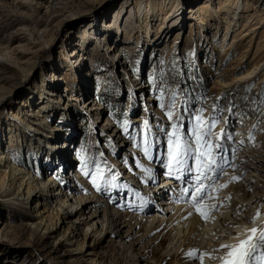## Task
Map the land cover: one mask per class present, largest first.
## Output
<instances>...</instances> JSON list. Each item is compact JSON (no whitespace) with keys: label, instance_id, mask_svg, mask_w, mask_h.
<instances>
[{"label":"rangeland","instance_id":"374dc122","mask_svg":"<svg viewBox=\"0 0 264 264\" xmlns=\"http://www.w3.org/2000/svg\"><path fill=\"white\" fill-rule=\"evenodd\" d=\"M48 1L0 0V27L3 25L1 19L5 15L4 12H12L13 9L26 6L29 2L37 5L40 12H43ZM112 1V4L111 2L107 4L109 6L107 10L99 11V14L101 13L99 17L91 15L83 18L70 17L69 24L63 29H57L50 41L44 45L51 56L45 60V72L55 78V83L57 80V99L61 98L63 105L68 104L74 118V123H71L68 129L59 132L63 147H69L67 158L58 168L62 176L69 177L71 183L79 187L78 194L67 193L69 197L67 203L77 202V205L69 207L70 211H77L72 220H76L79 224L81 235L79 238L83 239L86 235L85 247L89 246L90 251L94 248L101 264H163L164 257L167 259L173 257L179 237L174 238L173 225L159 228L157 224L154 227L156 220L152 225H148V229L151 227L150 235L143 236L142 230H145V227L143 228L140 220L136 219L139 210L136 209L135 202L146 189L144 178L149 174L144 171V167L152 163L154 155L156 157V153L152 151L153 160H148L142 150L145 147L141 134L142 122L149 121V127L153 132L152 138L159 131V126H163L170 133L172 131L170 125L176 121L168 120L167 109L159 107V103L167 104L172 92L176 93L174 113L182 114L184 108L188 106L186 101L193 102V109L204 105L205 124L212 123L211 117L214 115L212 106L219 105L223 111L219 113L221 119L212 128L213 142L215 137L221 135V131H217L219 124L217 127L216 125L224 119L227 124H222L221 130L227 129L234 133V141L227 142L233 151L226 154L228 162L224 166V173L214 182L210 183L208 179L201 177L206 195L199 202L193 199L194 189L190 188L187 193L183 192L188 185L183 179L177 178L179 173L173 176L178 181L176 183L165 175L167 169L163 164L157 163L155 158L156 167L161 165V171L159 170L157 173L159 175L156 176L157 182L160 179L159 188L168 184L172 186L171 189L163 192L157 191L154 187L155 198L152 203L155 216L157 215L158 218L163 214L162 221L168 220L172 216L169 211L171 207L191 205L193 208L197 207L199 214L205 212L204 219L212 218L215 225L227 218L230 211L237 207L247 212L251 218L256 216L257 212L264 213V179H262L264 177L254 173L250 184L247 181L250 176L244 175L245 172L241 177H234L231 180L226 171L232 159L249 165L247 171L255 167L253 157L259 158L264 165V79L259 82L264 70L258 76L243 82L234 81L239 75L253 68L256 63L264 62V14L255 12L254 8L257 7L254 4L255 0H250L249 7L243 9L245 12H240L237 21V25L242 24L241 26L245 25V27L239 26L240 32L237 26L236 42L228 49L224 48L222 52L216 39L225 27V17L232 16L233 0H192V2L182 0L183 7L177 11L175 9L168 11L165 18L162 15L165 11L158 12L157 17L148 14L140 18L136 24H133L134 20L131 15L129 16L134 6L130 4L131 0L128 2L131 8L125 4L123 9L121 8L123 0ZM191 6L195 16L189 12L188 7ZM253 12L255 14L251 16ZM150 23L153 29L151 41L146 35V28ZM250 25L255 29V33L250 32L248 27ZM22 34H17L19 40L11 43V50H14L25 36ZM2 35L1 30L0 36ZM71 41L75 48L73 52L72 50L69 52L72 46L68 44ZM21 43L25 44V41L22 39ZM114 46L118 48L120 61L112 59L110 50ZM74 53L79 54L76 65L78 62L81 63L78 68L71 63L73 59L70 60ZM38 63L39 59L31 69V76L35 73L37 83H40L44 71L40 72ZM79 71L81 73H78ZM134 79L139 81L143 79L145 82L146 89L143 94L138 93V89L133 84ZM160 89L164 90L163 101L159 99ZM7 108L5 112L10 110L9 106ZM124 121L129 122V127L131 124L135 127L131 130L130 142L119 138V134L125 132ZM8 128L6 120V123H3L6 152L14 156L18 164L35 172L43 163L41 157L45 151L42 154L34 153L25 148V143L13 142L8 145ZM188 128L186 116L184 127L180 129L181 135L185 134ZM164 140L162 134L160 142L163 144ZM133 142L135 146L138 143L142 144V155L133 153L134 159L128 165L125 163L127 160L125 153ZM212 151L219 161L215 148ZM246 152L249 154V159L244 157ZM160 154L163 156V149ZM58 155L55 158L57 162L61 161ZM135 161L145 166L141 168ZM188 163L195 167L193 160L189 159ZM128 166L130 168L126 170ZM98 171L102 172V176L97 177ZM85 172L88 175H85ZM136 175H141L137 178L139 185L133 181V176ZM215 175L213 168L208 176ZM94 177H97V182L103 191L117 190V197L121 201L117 198L116 202L113 200L115 203L107 201L108 204L105 205L103 212L106 215L105 221L99 220L95 227H89L82 222L89 220L91 212L78 200L81 196L87 198L94 193L100 194V190H97L93 184ZM112 177H115L114 181ZM166 181L169 183L165 184ZM111 183L126 187L111 188ZM193 183L197 182L193 181ZM243 191H246V195ZM131 197L134 199L132 204L135 207L130 209L128 205L131 204ZM260 198L262 199L259 200ZM165 201L170 208L162 213L161 210L166 209L163 204ZM67 203L64 204L65 207L68 206ZM120 214L124 216L121 220L122 225L116 229L113 222ZM29 219L26 206L0 204V264H81L79 254L75 250H70L62 239H57L59 243L55 245L52 243L51 236L56 234H46L39 240L30 239L29 232L24 228V224ZM134 221L137 226L133 225ZM118 231L121 233L119 237ZM160 237L164 241L158 244ZM189 244L185 250L194 245L199 247L196 255L188 259L190 263L211 264L206 262L201 253L202 248L211 247L208 245L207 234L190 239ZM168 260L170 261V258ZM180 260L185 262L186 254L182 255ZM171 262H175V259L174 261L171 259Z\"/></svg>","mask_w":264,"mask_h":264},{"label":"bare ground","instance_id":"6f19581e","mask_svg":"<svg viewBox=\"0 0 264 264\" xmlns=\"http://www.w3.org/2000/svg\"><path fill=\"white\" fill-rule=\"evenodd\" d=\"M181 1L182 0H131L130 4H134L131 8L129 7V0H123L121 8L125 4L131 8L132 14L129 12V16L131 15L130 17L134 20L133 24H136L140 18L148 14L157 17L158 12L162 13L165 11L162 14L165 18V14L168 13V11L174 9L177 11L183 7ZM109 2H111V4L113 3L112 0H49L46 3V9L43 12H40L37 5L29 2L26 6L13 9L12 12H4L5 15L2 14L3 17L1 19L3 25L0 27V31L2 30L3 32V35L0 36V204L3 206H17L20 204L26 206L27 211H29L30 219L24 224V228L29 232V238L39 240L45 237L46 234H56L53 237L51 236L52 243L55 245L59 243L57 239H62L70 250H75L76 253L79 254L81 264L101 263L97 259V254L95 253L94 248L92 247L93 249L90 251L89 246L85 247L86 235H84L83 239L79 238L81 236L79 232V224L76 223V220H72L77 211L73 212L72 210H69V207L75 206L77 202L67 203L69 201L68 195L72 193H74V195L78 194L79 187L77 188V186L73 185L69 177L62 176L58 168V166H60V164L67 158V150L69 147H63L59 132L68 129L71 126V123H74V118L71 110L68 108V104L63 105L61 102L62 99H57V80L55 83V78L47 71L45 72V60L49 59L51 56L50 53L45 50L44 45L50 41L57 29H63L69 24L70 17L83 18L84 16L89 15L99 17L101 16L99 11L101 9L107 10V8H109V6H107ZM249 3L250 0L232 1V5L234 4L232 16L225 17V27L219 32V36L216 39L217 43L220 45L221 51L224 48L228 49L234 42H236V28L237 26L239 27L242 25H237V21H239L238 17L240 12L244 11ZM254 4L257 6L254 8L255 12L259 11L261 14H264V0H255ZM178 6L179 8H177ZM188 8L191 15L195 16V12H192V6ZM255 12L251 13V16L254 15ZM248 18L249 17H247V19ZM121 19L123 20V16ZM247 19L246 21H248ZM241 27H245V25ZM248 27L250 32L255 33V29L251 28V25ZM151 30L153 29L150 23L146 28V35L150 37V41L152 40ZM16 33L25 34V36L22 37L25 44L21 43V39L19 42L20 44L18 43L15 48L17 52H15V49L11 50L10 48L11 43L19 40V36H17ZM73 41L68 44L70 47L73 45ZM74 49L75 48L72 46L69 49V52L71 50L72 52L75 51ZM110 52L113 60L120 61L121 57H119L117 46H114ZM78 58L79 54L75 53L70 57V60L73 59L71 63L73 66L75 65L74 67H79L81 63L78 62L76 65ZM37 59H39L38 68H40V72L44 71L40 83H37L35 73L31 76V69L37 63ZM263 70L264 62H258L253 68H250L248 71L235 78L236 80L234 81L243 82L247 79L253 78V76H258ZM78 73L81 72L79 71ZM263 79L264 72H262L259 82H262ZM133 84L138 89V93L140 92L143 94L145 92L146 84L143 79L140 81L134 79ZM152 100H154V97H152ZM8 106L10 107V110L5 112V110L8 109ZM5 119L8 121L9 127L7 131L9 134L8 145L13 142L19 144L25 143V148L34 153L42 154L43 151H45L43 156L40 154L42 156H40L42 160L41 162L43 163L40 164V168L35 172L18 164L14 156H10L6 152V142L4 141L5 138H3L5 137V131H3V123H6ZM218 124L219 127L217 128V131L220 132L222 124L227 123L226 120L223 119V121L217 123L216 127ZM129 128L130 130L128 132L119 134V138H121L122 141L125 140L130 142L132 140L131 130L135 127L131 124ZM12 129L15 131H12ZM151 139L155 141V136L153 138L151 137ZM134 144L135 142H133L132 146H128V152L125 153L127 159L125 160V163L128 165L133 161L134 154L142 155V144L140 145L138 143L136 144L137 146ZM152 151L157 155L155 142L151 148V152ZM245 154L244 157L249 159V154H247V152ZM57 155L59 160H61L59 162L55 161ZM155 158L154 155L152 163L150 165L148 164V167H144V169L151 168L152 175H145L146 189L139 197V200L142 203L146 202L153 204L152 202L153 198H155L156 188L159 192L172 188L169 184L163 185L159 188L160 179H158L157 182L156 176L159 175L157 174L158 171H161V165H157L156 167ZM144 160L145 159H143V161ZM252 161L255 163V167L254 169L252 168L250 171H247L249 170V165L241 164L237 162V160L234 161V159H232L229 163L230 166H227L228 168L226 170L229 174V179L232 180L234 177L239 178L245 172L244 175L250 176L247 181L251 184L252 181L250 180L254 173H258L259 176L264 177V165L261 164L259 158L253 157ZM129 168L130 167L128 166L126 170ZM140 176L141 175L133 176L134 183H138L139 185L137 178ZM77 178H79V175ZM153 180L156 182H153ZM171 180L178 183L174 177H171ZM167 182L169 183V181H166L165 184H167ZM67 193L69 194L67 195ZM99 193L100 194L94 193L93 196L91 195L87 198H83L80 195L81 197H79L80 199L78 200L80 204L83 203V207H86L91 212L89 220L87 219L88 221H80L89 227H95L94 225L97 224L99 220L105 221L106 215H104L103 212L105 205L108 204L107 201L116 202L117 199L118 201H121V199L117 197V190L110 192L103 191L100 188ZM243 194L246 195V191H243ZM261 199L262 198L259 200ZM130 200L132 201L128 207L131 209V207H135L136 205L133 206L132 202H134V199L132 197ZM65 203H67L68 206L65 207ZM166 203L167 201L163 203L166 206V209H162V213L167 212L170 208L168 206L169 204L166 205ZM180 204L181 202L179 205ZM154 211V206L149 210L145 209L142 212L139 210V215L136 219L138 221L140 220L139 222L143 228L145 227V230H142V235H145L146 237L150 235L151 227L148 229V225H152L156 220L154 227L157 224L159 225V228H167V226L170 227L173 225V236L174 238L176 236L179 237V243L176 244L177 246L174 245L175 252L173 257H168V259L170 258V261L164 257L162 260L163 264H192L188 259L196 255L195 253L199 247L194 245L190 246L188 250L185 249L190 245V239L193 240L203 234L208 235V245L211 246L207 249L202 248L201 250L204 258L207 260L206 262L211 264H221L220 257L225 255V251L219 247L221 244H236L239 239L246 238L247 229L252 227H257L258 229L264 227V213L259 214L258 217L257 215L254 216L256 217L254 223L250 215L242 209H238V207L232 209L227 218H224L215 225L213 224V220H211L212 218L205 220L204 215L201 213L199 214L197 207L193 208L191 205L171 207V210L169 209V211L172 216L168 220L164 219V221H162L163 214L157 218ZM203 213L205 214V212ZM123 217L124 216H121L120 214L116 218V221L113 222L116 229H119L122 225L121 220ZM135 221L133 225L137 226ZM212 226H214V228H212ZM119 233L120 232L118 231V237L121 234ZM136 240L141 241L142 239ZM163 241L164 239L162 237L158 238V244H161ZM189 252H193V256H189ZM184 254H186L187 257L185 262L180 260V257ZM255 255L257 260H259V257L264 255V250ZM171 259H173V261L175 259V262L172 263Z\"/></svg>","mask_w":264,"mask_h":264},{"label":"snow or ice","instance_id":"6c2138e0","mask_svg":"<svg viewBox=\"0 0 264 264\" xmlns=\"http://www.w3.org/2000/svg\"><path fill=\"white\" fill-rule=\"evenodd\" d=\"M160 101L164 99V90L160 89ZM200 103V101H195ZM187 107L184 108L182 114L174 113L173 109L176 105V93L172 92L169 97L167 104L161 102L159 107L167 109V117L169 121L175 119L176 123H172L170 127L172 131L169 133L163 126H159V131L155 134V141L151 139L153 132L149 127V121L142 122L141 134L143 136V143L145 147L143 149L144 154L148 160H153L151 148L153 143L156 144V161L159 164H163L167 169L165 175L168 177L177 176L178 179H183L184 183L188 187L183 189L184 193H187L190 188L194 189L193 199L197 202L204 199L206 190L202 186V179H208L214 182L219 175L224 173V166L228 162L226 154L232 152L229 141H234V133L229 132L227 129L221 130V135L215 137L213 142L214 134L212 128L215 123L221 119L219 113H222L223 109L219 105H213L214 115L211 117V124H205L203 118L204 105L200 108L193 109L192 101H186ZM187 116V122L189 125L188 131L181 135L180 129L184 127L185 118ZM194 118V119H193ZM234 126V125H233ZM123 130L128 132L129 122L124 121ZM163 134L165 137L164 143L160 142V135ZM194 138V140H193ZM201 148H206V151H201ZM215 148L216 153L219 156V161L216 159L212 149ZM163 149V156L160 154ZM234 155V153H233ZM191 159L195 162V167L188 163ZM139 164V162H136ZM140 167H144L142 164ZM215 168L216 175L208 176L209 172ZM206 169V170H205ZM151 168H145V172L151 175ZM85 175H88L85 172ZM102 176V172H97V177ZM97 177L93 178V184L100 190L101 185L97 182ZM115 180V177H112ZM196 181L197 183H193ZM111 188L123 189L126 185H116L115 183L110 184ZM223 187V186H222ZM204 215L203 212H201ZM259 212H257V217ZM255 223L256 217H253ZM246 238L239 239L236 244H221L219 247L225 251V255L220 257L221 264H264V255L259 257L257 260L256 253L264 250V227L257 228L252 227L246 230ZM193 252H189V256H193Z\"/></svg>","mask_w":264,"mask_h":264}]
</instances>
